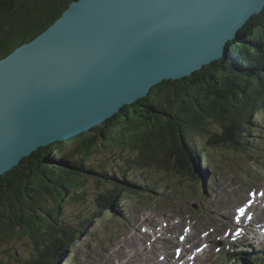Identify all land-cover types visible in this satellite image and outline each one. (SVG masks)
Masks as SVG:
<instances>
[{"label":"trees","instance_id":"1","mask_svg":"<svg viewBox=\"0 0 264 264\" xmlns=\"http://www.w3.org/2000/svg\"><path fill=\"white\" fill-rule=\"evenodd\" d=\"M72 1L0 0V58L40 34ZM259 114L264 115V9L250 17L220 59L181 79L153 85L148 96L124 105L88 132L40 146L1 175L0 246L26 237L35 251L23 261L13 251L10 258L15 264H54L53 258L57 264L63 250L58 253L52 246L64 242L65 236L74 245L82 231L66 235L54 229L56 214L62 202L84 196V186L91 178L101 177L97 179L105 184L95 196L98 207L92 220L116 216L118 205L128 197L147 201L154 192L150 183L151 189L136 187L125 171L119 181L122 185H118L105 170L101 174L88 165L96 150H138L134 160L138 165L152 157L155 160L162 152L160 161L170 160V172L188 173L196 181L199 172L204 176L207 173L199 168L200 156L205 164L211 163L212 154L205 145L248 150L253 143L248 133L256 130ZM211 121L220 131L211 132L205 144L198 145L195 135L208 132ZM245 245L247 249L242 246L241 252H228L227 259H232V264H264V251L252 254ZM0 264L8 263L0 259Z\"/></svg>","mask_w":264,"mask_h":264},{"label":"water","instance_id":"2","mask_svg":"<svg viewBox=\"0 0 264 264\" xmlns=\"http://www.w3.org/2000/svg\"><path fill=\"white\" fill-rule=\"evenodd\" d=\"M264 0H74L0 58V176L220 59Z\"/></svg>","mask_w":264,"mask_h":264},{"label":"rangeland","instance_id":"3","mask_svg":"<svg viewBox=\"0 0 264 264\" xmlns=\"http://www.w3.org/2000/svg\"><path fill=\"white\" fill-rule=\"evenodd\" d=\"M256 124L258 125L256 130L248 133L249 138L253 139L248 150L239 151L232 145L227 147L221 144L212 147L205 145L212 154L211 163L206 166L209 178L206 176L207 173L203 176L199 172L197 174L199 179L196 181L191 180L188 173L179 174L175 170L170 172L169 166H172L170 160L165 158L160 161L162 152L157 154L155 160L152 157L138 165L134 162L139 155L138 150L129 148L115 152L96 150L90 155L88 165L101 171V174L105 170L108 176L112 175L115 178L111 181L118 185H122L119 182L122 180L121 173L126 171L124 174L130 177L127 176L125 179L127 178L130 183L140 188L149 187L150 183L154 192L150 193L144 202H140L141 199L134 196L124 199L117 207L116 216H105L103 220L96 221L92 220L96 215L95 207H98L95 206V196L104 189L105 184L97 179H103L101 177L91 178L84 186L86 191L84 196L62 202L60 212L56 214L58 222L53 223L54 229L61 230L66 235L70 231L75 233L82 231L74 245H70L65 236L64 242L57 241L52 246V250L57 249L58 253L60 249L63 250V256L58 259L57 264H167L159 261L160 254L166 256L169 262L172 259V247L176 243H181L182 248L175 254L177 261L172 260L175 264H190L194 258L203 253L205 255L207 250H210L208 254L210 259H213L214 251L212 252L211 248L218 247L221 243L225 247V243L195 233L194 237H187L184 244L179 240V234L187 232L188 225L192 223L195 225V232L207 233L214 228L212 237L229 238V235L226 236L227 226L232 224L231 216L235 206L243 203L247 199V194L251 197L247 192L249 189L254 187L260 189L264 186L263 114L256 116ZM207 128L208 132L195 135L198 145L205 144L211 132L220 131L219 125L213 121ZM203 163L200 160L201 168L205 167ZM172 164L174 165L173 162ZM263 209L264 204L254 211L245 209L247 213L243 215L250 213L255 217H261L264 216ZM176 215L182 216L183 220L172 221L171 218ZM166 222L170 229L165 230L172 231L171 238L166 235H161L160 238L153 237L145 226L146 223L162 226ZM84 228L86 230H83ZM233 229L234 225L230 227V232ZM152 249L154 252L150 254L148 251ZM166 250L171 252L166 253ZM239 250L240 248L235 251ZM248 250L255 254L258 248L254 246ZM0 251L2 252L0 259L3 262L15 264L14 258H10L13 251H16L23 261L22 259L29 253L35 251V246L29 244L24 237L3 243ZM206 257L202 256V264L205 263ZM52 261L56 263L55 258Z\"/></svg>","mask_w":264,"mask_h":264},{"label":"bare ground","instance_id":"4","mask_svg":"<svg viewBox=\"0 0 264 264\" xmlns=\"http://www.w3.org/2000/svg\"><path fill=\"white\" fill-rule=\"evenodd\" d=\"M200 160H201V162L203 161L204 162V160H205V158L204 157H202V156H200ZM203 165L205 166V167H203V168H201L200 167V165H199V168L201 169V170H204V171H208V169L206 168V166L208 165V164H205V162L203 163ZM207 178H209V176H208V174H207ZM247 212H246V210H243V211H241L240 212V215L242 216L241 218H239V220H238V230H237V232H236V235H237V237H238V239H240V238H242V232H243V230L244 229H247V228H252L253 230H255V231H259L260 229H258L255 225H254V223L255 222H260V221H262V219L264 218V216H261V217H255L253 214H250V213H248L249 215H243V214H246ZM262 213H263V215H264V209L262 210ZM253 219H255V221H253ZM263 222H264V220H263ZM228 227V226H227ZM226 227V228H227ZM228 229V228H227ZM243 240V239H242ZM242 240H239V241H242ZM167 245V244H166ZM207 245V244H206ZM192 246V245H191ZM213 246V245H212ZM218 248H220L222 251H224L225 250V248H226V245H225V247H223L222 246V243L221 244H218ZM163 250V249H162ZM161 250V251H162ZM185 250H183V252H184ZM205 251V250H204ZM154 252V251H153ZM231 254V253H230ZM194 255V254H193ZM193 255H191V257H193ZM176 256V255H175ZM232 260V259H231Z\"/></svg>","mask_w":264,"mask_h":264}]
</instances>
